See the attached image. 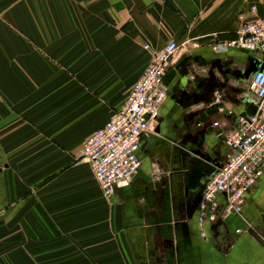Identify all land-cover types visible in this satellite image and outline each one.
Wrapping results in <instances>:
<instances>
[{
	"label": "crops",
	"instance_id": "crops-1",
	"mask_svg": "<svg viewBox=\"0 0 264 264\" xmlns=\"http://www.w3.org/2000/svg\"><path fill=\"white\" fill-rule=\"evenodd\" d=\"M93 8L98 27H28L60 32V61L46 54L50 34L44 56L28 47L0 81V264H264V173L242 213L199 217L227 135L259 103L250 90L258 54L225 42L264 15V0H94ZM170 40L179 48L160 117L138 150L141 168L107 196L85 140L69 129L90 135L105 124L152 49Z\"/></svg>",
	"mask_w": 264,
	"mask_h": 264
},
{
	"label": "built area",
	"instance_id": "built-area-1",
	"mask_svg": "<svg viewBox=\"0 0 264 264\" xmlns=\"http://www.w3.org/2000/svg\"><path fill=\"white\" fill-rule=\"evenodd\" d=\"M256 9L253 5L252 10ZM225 47L258 54L250 90L259 103L255 111L239 115L227 135L228 153L204 184L199 203L202 222H214L223 214L242 213L249 190L264 173V15L245 19L237 37L225 42ZM178 48L177 42L170 40L164 47L152 49L123 104L84 142V156L107 196L113 194L115 185L130 179L141 168L138 150L151 123L160 117L168 94L165 76Z\"/></svg>",
	"mask_w": 264,
	"mask_h": 264
},
{
	"label": "rangeland",
	"instance_id": "rangeland-1",
	"mask_svg": "<svg viewBox=\"0 0 264 264\" xmlns=\"http://www.w3.org/2000/svg\"><path fill=\"white\" fill-rule=\"evenodd\" d=\"M93 1L0 0V81L11 77L7 75L14 72V61L18 63L20 56L28 54L29 50L24 52L28 47L33 49L34 54L44 56L45 42L50 39V34L53 35V48L51 53L47 50L46 54H52L54 60L60 61V56L56 57V53L60 52V32L54 29L52 32L29 33L28 27H98L100 20L92 14ZM23 27H27L26 31ZM30 34L32 38L29 37ZM91 38L92 33L85 32L83 41L87 48L92 44ZM20 45L23 48H19ZM1 99L2 97L0 102ZM3 114L0 111V120ZM90 130L92 129H69V134L74 132L72 138L83 137L86 140Z\"/></svg>",
	"mask_w": 264,
	"mask_h": 264
},
{
	"label": "water",
	"instance_id": "water-1",
	"mask_svg": "<svg viewBox=\"0 0 264 264\" xmlns=\"http://www.w3.org/2000/svg\"><path fill=\"white\" fill-rule=\"evenodd\" d=\"M256 68H257V66H256V64H254L252 70L254 71ZM155 136H158V135H157L156 133H153V134H152V137H155Z\"/></svg>",
	"mask_w": 264,
	"mask_h": 264
}]
</instances>
